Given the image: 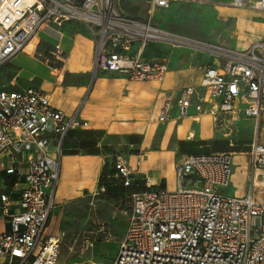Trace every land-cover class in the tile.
<instances>
[{
  "label": "built area",
  "instance_id": "1",
  "mask_svg": "<svg viewBox=\"0 0 264 264\" xmlns=\"http://www.w3.org/2000/svg\"><path fill=\"white\" fill-rule=\"evenodd\" d=\"M235 8L264 13V0H230ZM152 9H169L171 0H149ZM76 22L88 27L96 44V73H117L132 82L163 84L165 60L143 58L148 44L208 55L197 86L170 92L158 116L164 124L174 104L182 120L194 109L226 130L235 147L234 125L264 120V35L245 49L206 43L122 16L117 0H0V67L24 52L52 23ZM137 49L129 53L127 48ZM55 61H64L59 44ZM174 104H173V103ZM51 106L50 95L35 87L0 90V168L19 186V199L0 194L1 264H57L60 237L47 233L56 207L62 148L71 130L87 127ZM234 153L188 154L175 166L176 190L152 189L131 196L126 233L111 264H264V145L257 138L248 153L249 191L224 194L232 183ZM141 166V157L136 162ZM114 180L129 188L135 173L116 158Z\"/></svg>",
  "mask_w": 264,
  "mask_h": 264
},
{
  "label": "crops",
  "instance_id": "2",
  "mask_svg": "<svg viewBox=\"0 0 264 264\" xmlns=\"http://www.w3.org/2000/svg\"><path fill=\"white\" fill-rule=\"evenodd\" d=\"M69 23L76 22L65 24ZM50 24L55 26L52 23H48L42 30ZM60 34L61 37L59 38L51 37L57 41V44L61 46L65 54L63 62H54V54L53 56L39 59L31 52L25 53L24 51L12 61L0 67V75L7 76L5 80L1 81L0 90L17 91L35 87L50 95L51 106L54 110L60 111L68 117L77 115L81 122L88 124L87 127L71 130L64 139L55 209L59 205L60 186L67 173H71V178L73 179L80 177L95 179L100 176L99 173L104 164L110 161L109 159L115 162L116 158L122 157L135 173V181L132 187L125 188L121 182L114 180L113 187L124 189V194L116 195L129 198L131 201L133 194L143 193L147 190L144 185L145 178L150 180L152 189L176 190L175 166L182 156L189 154L187 153L188 151H184V147L189 143L197 144L199 143L198 141H201L206 143L207 146L212 141L213 132L223 136L224 141L229 143V139L224 136L227 131L224 129L218 130L211 118L206 114L197 116L195 110L191 109L188 117L179 120L177 118L176 105L173 102L171 118L164 124L174 122V126L170 125L167 129L158 131L157 124H160L158 116L162 107H159L160 109H158L155 118L153 112L148 118L144 116L143 102L145 100L153 101L156 97V99L161 101V106L164 97L168 93L178 91L175 89L181 90L190 86H197L203 77L204 68L211 63V58L208 55L205 56L210 61L201 65L200 71L192 70L191 68L181 73L179 77L176 76L174 78L175 81L170 80L175 85V88H170L171 83L167 84L168 88L165 86L162 88V84L132 82L127 77L117 73L98 72L90 89L93 78V38L82 31H78L73 35L65 32H60ZM44 35L47 37L48 32ZM37 39H39V36ZM133 48L136 51L137 46L134 45ZM194 58L201 59L197 55ZM166 80L167 77L164 83ZM132 102H135V105ZM245 123L253 125L254 134L251 142L244 145L249 149L248 154L255 138H258L259 142L264 145V120L262 126H260L263 133L260 132L259 136L254 131V122L251 119H243L237 122L234 125V134L238 127ZM196 131L200 133L201 138L194 142ZM190 132L193 133L191 134ZM181 133L191 135L181 137L179 136ZM210 153L219 152L210 150ZM139 157H141V166L138 168L136 162ZM83 165L87 167L84 168ZM113 166L111 170H113ZM96 172L97 176L95 177L94 174ZM15 182V178L8 177L0 168V194H9L12 199H19L20 188L15 186ZM117 192L120 193V191ZM52 220L53 218L50 221V225ZM6 229H8V226L2 218L0 209V230ZM1 263L2 260H0Z\"/></svg>",
  "mask_w": 264,
  "mask_h": 264
},
{
  "label": "rangeland",
  "instance_id": "3",
  "mask_svg": "<svg viewBox=\"0 0 264 264\" xmlns=\"http://www.w3.org/2000/svg\"><path fill=\"white\" fill-rule=\"evenodd\" d=\"M117 10L128 19L143 23L150 21L153 26L163 30L233 49L248 48L254 42L260 41L264 35V13L235 8L230 0H171L169 9L154 10L149 0H117ZM41 31L39 39L32 41L25 50V53L31 52L39 59L55 55L54 46L57 41L52 37H61L60 32L73 35L82 31L92 38L88 27L81 23L64 24L62 28L50 24ZM47 32L46 37L44 34ZM127 51L134 53L135 49L127 48ZM92 53L93 73L96 56L95 41ZM196 55L201 59L194 58ZM143 58L147 61L165 60L168 63L170 72L162 88L164 86L168 88V83H171L170 88H175L170 80L175 81L176 76L179 77L181 73L191 68L199 70L201 65L210 61L205 55L173 49L162 44H148ZM6 77L0 75V85ZM168 101L171 99L167 95L161 106V101L156 97L153 101L145 100L144 116L148 118L153 112L155 118L159 107ZM132 103L135 105V102ZM170 125L174 126L175 123L157 124L158 131L165 130ZM260 132L263 133L262 127L258 131V136ZM190 135L181 133L179 136ZM194 137V142H197L201 135L196 131ZM253 138V125L245 123L240 125L234 134L235 147H230L223 136L213 132L208 147L206 143L198 141L197 144L186 145L184 151H188L189 154H209L210 150L235 153L232 183L224 194L229 197H241L248 193L250 187L248 182L250 164L247 154L249 149L244 145L249 144ZM109 160L111 162L104 164L100 176L96 175L97 172L94 174L95 177L97 176L95 179L81 177L73 179L71 173H67L62 181L59 205L53 211L51 225L47 227V233L60 237L57 264H111L115 257L127 227L131 201L120 195H110L99 188L102 176L111 174L114 161ZM83 167L87 166L83 165ZM110 182L113 185L112 181Z\"/></svg>",
  "mask_w": 264,
  "mask_h": 264
},
{
  "label": "trees",
  "instance_id": "4",
  "mask_svg": "<svg viewBox=\"0 0 264 264\" xmlns=\"http://www.w3.org/2000/svg\"><path fill=\"white\" fill-rule=\"evenodd\" d=\"M110 173L111 174H104L102 176L100 183H99V188L104 189L110 195L124 194L125 193L124 189H122V188L117 189V188L113 187V185L110 182V181H112V183L114 184V178L112 176L114 175L115 170L114 169L111 170ZM105 180H106V182H105ZM117 191H120V193Z\"/></svg>",
  "mask_w": 264,
  "mask_h": 264
},
{
  "label": "water",
  "instance_id": "5",
  "mask_svg": "<svg viewBox=\"0 0 264 264\" xmlns=\"http://www.w3.org/2000/svg\"><path fill=\"white\" fill-rule=\"evenodd\" d=\"M95 77H96V72L94 71V72H93V78H92V82H91L90 89H91L92 85L94 84V79H95Z\"/></svg>",
  "mask_w": 264,
  "mask_h": 264
}]
</instances>
